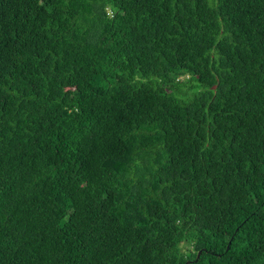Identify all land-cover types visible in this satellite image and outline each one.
<instances>
[{
  "label": "trees",
  "instance_id": "trees-1",
  "mask_svg": "<svg viewBox=\"0 0 264 264\" xmlns=\"http://www.w3.org/2000/svg\"><path fill=\"white\" fill-rule=\"evenodd\" d=\"M0 264H264V0H0Z\"/></svg>",
  "mask_w": 264,
  "mask_h": 264
},
{
  "label": "water",
  "instance_id": "water-1",
  "mask_svg": "<svg viewBox=\"0 0 264 264\" xmlns=\"http://www.w3.org/2000/svg\"><path fill=\"white\" fill-rule=\"evenodd\" d=\"M200 256V252L198 253V257Z\"/></svg>",
  "mask_w": 264,
  "mask_h": 264
}]
</instances>
